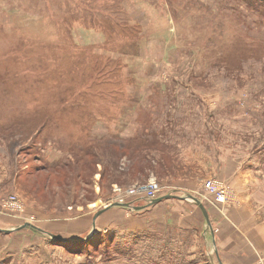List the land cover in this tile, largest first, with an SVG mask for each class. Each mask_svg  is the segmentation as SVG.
I'll use <instances>...</instances> for the list:
<instances>
[{
  "label": "rangeland",
  "instance_id": "1",
  "mask_svg": "<svg viewBox=\"0 0 264 264\" xmlns=\"http://www.w3.org/2000/svg\"><path fill=\"white\" fill-rule=\"evenodd\" d=\"M203 122L218 124L220 172L221 160L207 171L175 143ZM136 134L148 141L122 142ZM101 139L93 156L42 168ZM263 174L264 0H0V228L30 220L85 235L91 213L119 195L184 182L199 183L223 216L242 206L264 213ZM209 179L227 184L226 203L204 190ZM101 229L88 239L112 233ZM31 231H0L6 264L119 262L112 234L72 252ZM239 236L250 246L251 235Z\"/></svg>",
  "mask_w": 264,
  "mask_h": 264
},
{
  "label": "crops",
  "instance_id": "2",
  "mask_svg": "<svg viewBox=\"0 0 264 264\" xmlns=\"http://www.w3.org/2000/svg\"><path fill=\"white\" fill-rule=\"evenodd\" d=\"M155 109L156 111L153 113L158 115L161 108L155 107ZM217 128L218 124L209 125L203 122L190 135L193 136L192 139L188 135L186 140L175 143L181 146L187 144L188 150L192 153L191 157L208 171L209 166L213 165L214 158L221 160V153H218V137L215 133ZM176 135L174 134V136ZM172 137L173 135L170 134L163 137L164 144H171ZM222 162L223 160L218 164L219 172L223 168ZM214 164L217 165V162L214 161ZM245 167L244 170L248 172H251L250 169L255 170L251 173L259 172L258 167L249 163H246ZM241 173L239 170L232 175L240 178ZM183 184L184 186L168 187V189L161 191L159 196L171 195L172 197H167L159 203L149 205L144 198V193H142L131 199L135 205L137 204L136 206H144L141 209L130 210L121 206H113L107 208L103 214L97 217L95 220L96 227L112 232L110 234L115 236L118 241L116 246L119 248V254L113 253V258L109 260L116 261L115 255L118 254L120 263L116 264H216L215 258L219 264V259L223 264H256L258 254L264 252L263 211L245 206L241 208L231 207L232 209H225L226 216H223L216 208L209 206L206 200L202 199V192L199 193L197 190L199 183L194 187L189 186L193 183L184 182ZM256 186L258 184L254 182L250 187L255 188ZM236 187L241 189L243 186ZM244 187L246 188V186ZM187 193L198 197L204 203L209 213L213 231L209 229L201 209L191 200L183 198ZM96 213L92 212L90 221L88 220L92 226ZM83 219L87 220V218ZM84 220L82 221L85 222ZM234 224L238 226L239 232H235ZM60 225L57 224L55 228L41 227L40 229L64 238L79 236L80 233L77 232L62 231ZM92 226L89 231L92 230ZM220 226H222V232L217 233ZM26 229L32 230L31 228ZM36 233L40 232L36 231ZM40 234L44 237L42 233ZM241 234L244 237L246 234L251 235L253 239H250V246L240 240L239 235ZM43 239L46 240V237ZM215 243L218 250L217 255L214 252ZM8 251L9 246L0 247L2 255ZM211 253H214V257L211 256ZM204 258L206 261L202 262ZM7 259L8 256L5 255L0 257L2 264H6ZM82 259H84L83 264H92L93 260Z\"/></svg>",
  "mask_w": 264,
  "mask_h": 264
},
{
  "label": "trees",
  "instance_id": "3",
  "mask_svg": "<svg viewBox=\"0 0 264 264\" xmlns=\"http://www.w3.org/2000/svg\"><path fill=\"white\" fill-rule=\"evenodd\" d=\"M34 120L41 121L43 119L42 118H35ZM40 132L41 131H39V133ZM37 135H38V133H37ZM37 135H36V137H37ZM139 135L140 134L134 135L135 137L133 138L132 141H122V142H124L126 144V143L148 141L147 139H144L142 137L140 138ZM107 140H109V139H101V140L92 141V142H83V143H81L82 146H79L78 144H76L71 149L68 150L69 153H67V154H69L70 157H68V158L66 157L63 160L61 158L58 162L53 163V164L46 163L42 166V168L46 171H57V170H60L61 168L65 167V166H67L71 160H74V161L80 160L81 156H84V157L93 156V154H92L93 153V150H92L93 144H95L97 142L99 143V142L107 141ZM131 199H129V201L133 202V204L135 205V202ZM118 207H120V206H118ZM101 214H103V213H101ZM102 230L103 229H101L100 227H96L95 235L98 234V232L102 231ZM32 231L36 232L33 229H32ZM91 231L92 230L88 231V233H86L85 235L79 234V236L65 237L66 239L69 240L68 242L55 241V240H52L51 238L48 239L47 237H46V240L49 242L52 241L54 243L60 244L62 247L67 248L69 251H72V252H79L80 251L81 252V250H88L89 251L90 250L89 247L91 245H95V247H97L99 245V242H100L99 239L102 238L103 236H105V237L110 236L109 232H104V234L103 233L100 234L101 236H96V237L94 236L93 239H88V236L90 235ZM4 234H8V233H4ZM109 239H111V238H109ZM86 247H87V249H85ZM106 253H107V255H106L107 258L112 257L113 252H110V250H109V252L107 251Z\"/></svg>",
  "mask_w": 264,
  "mask_h": 264
},
{
  "label": "water",
  "instance_id": "4",
  "mask_svg": "<svg viewBox=\"0 0 264 264\" xmlns=\"http://www.w3.org/2000/svg\"><path fill=\"white\" fill-rule=\"evenodd\" d=\"M167 197H172L171 195H166V196H160V197H157V198H154V199H151L149 200L148 204L149 205H153V204H156V203H159L161 202L163 199L167 198ZM184 199H188V200H191L192 202H194L202 211L205 219H206V222H207V225L209 227V229L211 231H213V227H212V224H211V221H210V217H209V213L207 211V208L206 206L204 205V203L196 196L190 194V193H187L183 196ZM113 206H122V207H125V208H133L135 210H138V209H141L142 207L144 206H141V207H132L131 206V203L128 202V203H118V202H113L107 206H105L104 208H102L101 210H99L95 216H94V222H93V226H92V232H91V236H89L88 238L92 237L93 236V233L94 231L96 230V223H95V220L97 219V217L103 213L107 208L109 207H113ZM25 228H31L35 231H38L40 233H42L45 237H49L53 240H56V241H60V242H68L69 240L64 238V237H61V236H58V235H55L51 232H48V231H45L43 229H40L36 226H34L33 224L31 223H24L22 225H19V226H15V227H12V228H0V231L1 232H5V233H9V232H13V231H18V230H21V229H25ZM215 245V244H214ZM215 251H217L216 249V245H215ZM220 264H223L222 262H220Z\"/></svg>",
  "mask_w": 264,
  "mask_h": 264
},
{
  "label": "built area",
  "instance_id": "5",
  "mask_svg": "<svg viewBox=\"0 0 264 264\" xmlns=\"http://www.w3.org/2000/svg\"><path fill=\"white\" fill-rule=\"evenodd\" d=\"M153 186V187H151ZM203 188L207 193L211 196H213L216 200V202L219 203H226L229 198V188L227 184L225 185L223 182L219 180H212L209 179L204 182ZM161 189L158 188L157 185L151 184L147 188H135L129 191V194L121 196H118V199L113 200L119 203H126L129 202V199L138 197L142 193H144V198L149 201L151 199H154L159 196ZM10 202H13L14 204L18 205V199L17 197L13 196L11 199H9ZM34 223L33 221L30 220H25ZM258 264H264V258L259 260Z\"/></svg>",
  "mask_w": 264,
  "mask_h": 264
}]
</instances>
